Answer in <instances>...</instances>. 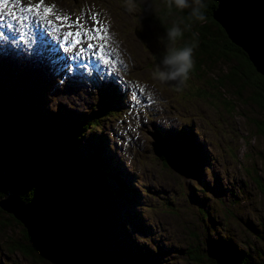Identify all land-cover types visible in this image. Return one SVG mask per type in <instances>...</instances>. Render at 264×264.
<instances>
[{
	"label": "rangeland",
	"instance_id": "obj_1",
	"mask_svg": "<svg viewBox=\"0 0 264 264\" xmlns=\"http://www.w3.org/2000/svg\"><path fill=\"white\" fill-rule=\"evenodd\" d=\"M137 4L132 13L124 8L123 0H45L41 4L43 9L52 7L45 17L61 27H65L64 20L57 16L62 8L75 9L86 17L96 15L91 19L101 28V45L105 40L119 62L112 78L118 83L111 82L114 88L101 81L100 85L59 83L53 90L46 84L45 69L38 70L33 79L19 63L9 64L15 62L14 55L1 52L0 62L7 61L13 69H0V94L16 87L32 106L30 97L38 93L40 110L48 120L54 111L74 121L91 120V113L95 114L101 103L109 109L112 106L110 113H98V124L92 120L82 136L84 145L79 146L80 153L98 166L95 174L104 172L106 181L119 193L114 196L112 189L109 202L102 189L97 193L87 185L78 186L87 207L101 202L106 212L104 222L94 216L101 251L105 255L111 252L106 256L108 264H209L205 258L200 263L188 260L180 251L195 242L203 253L208 241L216 243L219 238L230 239V247L245 250L252 264H264V191L254 179L259 175L264 184V134L256 125L264 117L263 109L252 102L250 91L238 94L218 88L205 63L180 87L176 82L154 79L153 72L166 54L168 28L158 19L161 0H137ZM6 12L14 14L16 10L1 9L0 16ZM82 26V33L88 35V27ZM30 57L39 61L34 54ZM141 94L145 97L140 98ZM109 97L113 103L107 102ZM149 104L158 107L151 111L152 117L143 119L142 108ZM157 112H164L157 114L163 117L158 121L160 128L154 118ZM141 120L144 124L137 130L133 122L139 125ZM187 125L196 139H190L194 152L187 155L183 151L181 138L175 142L176 151L181 152L171 155L180 168H164L155 154L158 130L173 135ZM132 128L131 133L125 131ZM97 145L101 150L95 149ZM5 173L1 163L0 177ZM2 216L7 222V215ZM41 216L40 221L56 222L48 221L43 213ZM2 225L0 264H48L34 262L21 252L5 260L6 237L18 232L19 224ZM143 256L150 261L137 259Z\"/></svg>",
	"mask_w": 264,
	"mask_h": 264
},
{
	"label": "trees",
	"instance_id": "obj_2",
	"mask_svg": "<svg viewBox=\"0 0 264 264\" xmlns=\"http://www.w3.org/2000/svg\"><path fill=\"white\" fill-rule=\"evenodd\" d=\"M251 1L264 11V0ZM161 3L162 7L157 11L158 19L164 20L163 26L166 29L172 26V21L178 16H183L186 22L191 23V30L184 32L178 47L191 42L192 34L198 33V47L194 49L195 63L190 73H197L201 65H204L202 63H205L218 88L231 89L238 94L250 91L252 102L258 104L264 112V75L257 71L247 52L229 37L225 27L214 17L213 10L217 8L218 0H205L206 20L202 22L188 20L191 9L181 12L173 7L170 15L166 0H161ZM17 82L22 84L20 80ZM197 90L200 91V88ZM207 97L210 98V95L207 94ZM30 100L34 105L24 100L16 87L13 92L0 94V164L6 167V173L0 177V197L12 192L34 204L40 219L43 213L48 221L62 224L73 234L92 264H108L106 256L111 252L105 255L101 251V236L94 216L96 214L104 222L107 219L106 212L101 202L94 201L92 207H87L86 197L78 186L87 185L97 193H101L102 189L108 201H112L108 195H111L114 186L106 181L104 172L95 174L98 166L79 150V146L84 145L82 136L92 123L91 120L95 121V125L98 124L97 116L110 113L111 109L101 103V108L95 110V114L91 113L93 119L86 121H74L61 111H54L48 120L40 110L38 93H32ZM256 125L258 132L264 134V117L257 120ZM173 142L171 138L161 140L158 144L155 154L164 168L170 166L167 162L169 152L180 153L175 151ZM185 147L194 152L190 141ZM95 149L101 150V147L97 145ZM254 179L264 191L259 175ZM112 193L114 196L119 195L115 190ZM2 215H7L8 223ZM11 222L19 224L20 233L12 232L6 237L5 260L14 252H21L34 262L68 264L56 253L46 250L37 234L30 231L13 213L0 206V227H3L2 224L11 225ZM194 243L180 251L188 256V260L194 259L200 263L205 258L209 264H252L245 250L230 247V239L224 241L219 238L216 243L208 241L202 248L203 253L200 252V246ZM137 259L145 262L148 258L143 256ZM9 264L12 263L9 261Z\"/></svg>",
	"mask_w": 264,
	"mask_h": 264
},
{
	"label": "water",
	"instance_id": "obj_3",
	"mask_svg": "<svg viewBox=\"0 0 264 264\" xmlns=\"http://www.w3.org/2000/svg\"><path fill=\"white\" fill-rule=\"evenodd\" d=\"M213 14L229 37L247 52L257 71L264 75V14L260 8L251 0H218ZM172 154H167V162L174 169H179L171 159ZM0 206L20 219L40 237L46 250L56 253L64 262L92 264L65 226L58 222L40 221L34 204L12 193L0 197Z\"/></svg>",
	"mask_w": 264,
	"mask_h": 264
},
{
	"label": "clouds",
	"instance_id": "obj_4",
	"mask_svg": "<svg viewBox=\"0 0 264 264\" xmlns=\"http://www.w3.org/2000/svg\"><path fill=\"white\" fill-rule=\"evenodd\" d=\"M166 3L170 15L173 7L181 12L184 9H191L188 20L201 22L206 20L205 0H166ZM123 6L129 13L135 12L138 6L137 0H123ZM189 30L191 23L186 22L183 16H178L172 21V26L166 31V54L153 72L154 79L164 83L176 82L178 87L187 82L195 63L194 49L198 47V33H193L192 41L185 43L183 47L177 45L184 32Z\"/></svg>",
	"mask_w": 264,
	"mask_h": 264
},
{
	"label": "snow or ice",
	"instance_id": "obj_5",
	"mask_svg": "<svg viewBox=\"0 0 264 264\" xmlns=\"http://www.w3.org/2000/svg\"><path fill=\"white\" fill-rule=\"evenodd\" d=\"M8 0H0V3H3V4H7ZM17 3H19V0H17ZM43 4V0H40V4H37L35 6V9L36 11L38 12L39 11V8H40V5ZM28 11H32L33 10V7L31 5L28 6ZM52 12V7H45L44 8V15L47 16L48 14H50ZM4 17L3 16H0V21H3ZM13 19H15V15L13 14ZM57 19H64V20H67L68 17L65 16V17H59L57 16ZM49 23H51V21H49ZM77 23H79V21H77ZM9 28L12 27V25H8ZM95 32H96V35L95 36H89V39H97V38H100V39H103V36L100 35L101 33V28H96L95 29ZM73 33L69 32L68 33V36H72ZM76 36H80L81 35V32L78 30L76 33H75ZM77 44L80 42L79 40H76L75 41ZM88 48H93L94 45L93 44H88L87 45ZM101 48L103 47V45L100 46ZM133 99H135V96L133 95L132 97Z\"/></svg>",
	"mask_w": 264,
	"mask_h": 264
},
{
	"label": "bare ground",
	"instance_id": "obj_6",
	"mask_svg": "<svg viewBox=\"0 0 264 264\" xmlns=\"http://www.w3.org/2000/svg\"><path fill=\"white\" fill-rule=\"evenodd\" d=\"M1 6V5H0Z\"/></svg>",
	"mask_w": 264,
	"mask_h": 264
}]
</instances>
